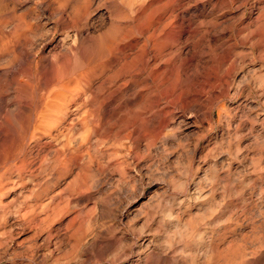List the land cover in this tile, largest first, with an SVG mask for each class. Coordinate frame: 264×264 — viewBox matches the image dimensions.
<instances>
[{"label": "rangeland", "instance_id": "374dc122", "mask_svg": "<svg viewBox=\"0 0 264 264\" xmlns=\"http://www.w3.org/2000/svg\"><path fill=\"white\" fill-rule=\"evenodd\" d=\"M68 2L0 0L1 158L35 122L21 134L8 112L46 97L49 117L64 88L52 80L88 70L76 30L87 46L114 22L172 13L181 95L149 112L153 89L126 103L129 90L94 102L68 87V122L37 130L28 171L2 170L0 264H264V0H94L89 36Z\"/></svg>", "mask_w": 264, "mask_h": 264}, {"label": "bare ground", "instance_id": "6f19581e", "mask_svg": "<svg viewBox=\"0 0 264 264\" xmlns=\"http://www.w3.org/2000/svg\"><path fill=\"white\" fill-rule=\"evenodd\" d=\"M55 1L59 2V5L61 3L68 2V0H55ZM71 1L73 2V4L70 7V14H71L70 16H72L73 20L81 22L82 26L84 27L83 29H85V33H87L88 35L89 29L87 27L90 26L91 28L96 27L95 23H97V21L96 20L94 21V19H92V16L97 14L95 11L98 5L94 4L93 2L94 0H71ZM174 2L175 1H173L172 3ZM68 3H70V1ZM56 12L62 13L61 10ZM145 12L138 14L136 18H134L133 20H130L128 18L127 22L124 23L114 22L112 29L107 34L101 37L99 36L95 39L90 38L88 40L89 45L87 46L86 43H84V40L82 39V32L80 29L76 30V32L73 33L72 37L75 43V47L73 48V50L77 51L79 54L82 55V58L86 62V66L89 68L87 71L82 73L83 75H81V77H79L78 79L74 77L71 78V76L70 77L66 76L62 80H55L56 78L52 80L53 84H58L64 88H62L61 90L52 91L53 93L50 92V96L47 99L48 100L55 99L56 101L49 100L50 101L49 117H44L40 113L43 108L41 106L42 105L44 106L43 102L46 99V97L37 105L32 106L25 104L23 109H21L22 107L21 108L16 107L14 110L8 112L10 113L11 117L14 120L15 118L18 117L22 119L21 125L19 127V131L21 132V134H23V132L26 133L27 127L24 125H26V123H28V121L34 116L35 118L33 120L35 122L33 121L34 122L33 127L32 125L29 124L32 127V134L25 139L26 141L18 147L16 152L15 151L12 152V150L14 149L13 147L11 148V146H9L6 147L4 153L2 154V156L4 157L3 158L0 157V161L4 160L2 168H0L1 169L0 173H2L0 175V182L2 181L1 179H3V177L4 179L6 178V176L3 175L2 170L4 169V167L5 168L7 167V164H11L12 162L14 163L11 165V168L15 164V161L18 162L14 166L19 171V173H21V171L22 173L26 172V170L28 171L29 167L31 166L30 164L31 158L29 157L28 153L30 151L31 144L35 142L34 136L38 129H42L44 132H50L53 129V127L57 128L59 124L68 122L66 120V115L68 113V110H70L69 106L76 102L78 94H80V92H78L77 94L75 93L76 89L74 91L70 90L72 88H68V87H70L71 85H74L73 88L74 87L81 88L82 94L84 96L87 95V97L92 99L94 102H96L100 91L104 90V88H106L107 86L109 87L111 86L110 88H112V91L114 92L113 93L114 97L117 96L118 94L119 97H121L120 93L123 90H127V91L129 90L130 94L127 95L126 97L127 100L125 99L126 103H128V100L130 99L136 100L137 98H143L140 96L141 94H143L144 92L147 93L151 89H153L151 95L150 94L145 95V97H151L154 99L152 100V102H149L146 105V109H148L149 112H153L154 109L157 107L158 103L161 101H164V103L167 102L169 104L170 103L173 104L174 101H176V99L180 97L181 94H179V96H177L176 98L173 95L178 85V81L176 80L177 75L174 74V71L178 72L179 68L177 67L175 62L173 64H171V62L175 60V58L178 55L181 54V47L173 49L176 42L178 41L177 40L178 31H175V28L173 27L172 24L173 22L172 19L174 18V16L172 15V13L169 16H166L167 15L166 13L165 14L158 13L155 16H148V13ZM102 17L103 15L99 13V15L96 18H99L98 21L102 23L101 20ZM69 38L70 35H68L67 33V35H65L62 38V40L63 41L71 40ZM85 40L87 42V39ZM179 44L180 43H178V45ZM190 49H187V51ZM91 64L92 65L95 64V66L91 67ZM159 66H161L162 71L160 72L159 75L157 74L154 76L153 74L155 70L158 69ZM172 76H175V78L173 81H170L169 77ZM164 77L166 78L164 79ZM94 84H96L97 87H95ZM163 92H167L165 94H170V93L172 94L165 95ZM64 93L68 94V96L66 97ZM42 95L43 94H41V97ZM60 102H63V106H59ZM78 108L80 107H77L76 110ZM76 110L74 109L75 111L74 115H72L71 113L69 114H71L72 117L76 116L75 121H78V119H81V117H79L80 109L79 111ZM149 112L141 113L140 116L143 117L145 114H148ZM46 113L49 114L48 112ZM39 116L40 119L41 118H43V120L46 119V122L43 121L42 119H41L42 121H40L38 119ZM139 119L142 120V118ZM67 127L70 128H67L66 130L68 131L71 130V128L73 127V118L69 120V125ZM0 148H3V146L0 145ZM65 155L66 154H64L63 151L60 152L57 155L55 162L56 163L65 162L66 159ZM58 165H62V164H58ZM13 169L14 170L9 169L10 175L13 171L17 172L14 167ZM7 172L5 171L4 173L7 174ZM16 174L18 175V173ZM7 178L9 177L7 176ZM3 184L5 185V183ZM0 185H1L0 187L4 186L2 184Z\"/></svg>", "mask_w": 264, "mask_h": 264}]
</instances>
